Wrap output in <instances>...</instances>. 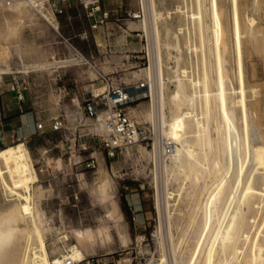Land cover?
<instances>
[{
  "label": "rangeland",
  "instance_id": "obj_1",
  "mask_svg": "<svg viewBox=\"0 0 264 264\" xmlns=\"http://www.w3.org/2000/svg\"><path fill=\"white\" fill-rule=\"evenodd\" d=\"M131 2V8L135 9L134 0ZM153 2L157 10L160 9L159 11L165 14L167 26L174 33H179L180 44L190 39L191 49L197 48L184 50L183 59L186 56V60H182V63L188 73L192 72L201 82L199 89L203 103L206 104L205 124L213 126L217 123L223 127L225 123L221 119L218 100L211 96L216 92L215 80L218 76L216 48L213 45L211 0H153ZM177 6L181 7V14H174ZM214 8L219 30L222 33L217 49L220 73L225 78L227 117L235 126L239 145L246 149L248 146V157H251L248 167L241 174V181L238 177V183L236 182L239 192L253 169L251 148L264 144V0H214ZM1 11H3V17L0 18V75L6 82L7 77L19 74L17 70H28L32 73L34 88L41 93L40 98L35 100L38 103L34 106L41 116V120L36 124H43V120L58 114L54 108L55 104L60 101L70 102L72 89H75V83L69 77L61 85L58 82L54 83L50 72L51 68L58 65L56 62H61L59 58L56 60L54 57L57 52H60L59 34L64 33L55 31L56 19L44 13L54 26L47 24L35 12L10 13L5 9ZM235 13L240 23L241 20L245 23L246 19H253L252 30L256 33L251 34L254 36L252 38L250 33H247V29L243 30L239 45L236 43L233 31ZM19 20H22L23 24ZM20 24V27L13 28L14 25ZM127 25L129 29H141L135 22L130 21ZM179 27L182 32H179ZM159 29L161 33L160 26ZM150 42L152 44L149 46L148 43L141 42L126 51L120 52L111 48L108 52L113 57L109 59L110 61L120 63L115 65L116 70L111 75L114 83L131 90L141 82L146 83V90L139 92L143 97L130 104L133 117L140 129H147L150 132V138L146 143L126 147L115 153L113 157H109L101 146L103 132L98 122L101 111L90 113L85 108V102H81L86 116L92 120L90 143L73 145L64 142L61 144L59 137L44 134L33 140H15L0 144V149H3L22 142L29 153L37 178L31 189L32 198L37 203L43 222L49 230L45 234V244L51 257L54 255L51 252L53 246L76 244L73 236L76 230L90 233L85 258L98 256L110 262L125 259L130 264H148L156 262L162 253L165 255L166 264H174L170 243L174 244L176 256L181 259L184 255L182 252H186L185 246L187 249L188 243L191 242L190 238L196 221L200 220V202L202 204L204 201L205 194H201V190L198 189L192 196L186 197L188 183L185 186L181 185V177H177L179 182L174 175L176 171L172 173L164 169L163 164L168 165L169 160L159 159L157 153L153 154L147 146L153 142L161 143L168 137L174 141L176 148L179 147V144L165 133L162 122L158 120L159 113L153 107L162 93L157 72L159 74V69L162 68L163 75L167 78V67L172 63L165 57L163 51L161 63L150 58L154 56L158 60L155 42L153 39ZM133 43L138 41L135 40ZM146 55L150 57L147 58ZM28 59L30 64L24 63V60ZM39 59H44L51 65L41 70H33V68L24 70L25 65H32ZM59 65L61 67L64 64ZM149 68L152 73L154 72L151 80L145 74ZM103 70L105 73L111 72L108 66H104ZM89 71L91 70L87 72ZM93 74L94 77L90 78L89 74L88 77L96 80L87 83L80 79L81 85L84 89H90L92 94L95 89L104 91V85L97 79L95 72ZM241 86L244 89L243 98L239 93ZM63 87L68 90V95L58 90ZM165 89L163 92L167 94L168 87ZM79 99L81 100V97ZM239 100H242V103H235ZM165 112L168 116L167 110ZM65 114L68 117L70 112L66 111ZM166 120L168 121L169 118ZM244 132H247V136ZM83 145L86 147L85 150ZM144 149L150 154L143 151ZM219 161L221 162L220 157ZM105 180L110 181L108 190L116 202L118 217L110 215L108 202L99 194L93 192L95 199H90L89 192ZM179 188H183L179 192L184 195L178 193ZM39 191L40 197L37 195ZM167 193H171L172 196L167 197ZM157 196L160 204L159 211L156 206ZM9 199L0 187V211L10 204L7 201ZM222 210L223 208L221 212ZM190 219H194L195 223L190 224ZM157 229L162 235H160V241L154 233L158 232ZM64 236H67V240ZM204 255L205 252L201 259Z\"/></svg>",
  "mask_w": 264,
  "mask_h": 264
},
{
  "label": "bare ground",
  "instance_id": "obj_2",
  "mask_svg": "<svg viewBox=\"0 0 264 264\" xmlns=\"http://www.w3.org/2000/svg\"><path fill=\"white\" fill-rule=\"evenodd\" d=\"M143 6L147 16H145L143 25L140 23L139 27L146 33L148 46L152 44L150 40H154L158 60L154 56L148 57L161 63L163 51L165 57L172 63L171 66L167 67V78L163 75L162 68L159 69V74L157 72L162 93L153 105L155 111L159 113L158 120L160 123L162 122L165 133L179 144L173 155L169 157V164H163V166L169 172L174 173L176 171L174 175L176 178L181 177L182 182L177 178L181 185L185 186L188 183V186H186L188 188L186 191L184 190L186 197L192 196L198 189L201 190V194H205L204 201H202V204L200 202V210L198 209L201 211L200 220L196 221V226H194L190 238L191 242L188 243L187 249L185 246L186 252H182L184 255L181 256V259L176 256L174 244L170 243L171 246L169 245L172 250L171 254H173L172 263L264 264V144L251 148V166H253V169L238 192L236 182L238 177L239 180L242 177L241 174L248 167L251 157H248V146L247 150L244 146L239 145L235 126L227 117L225 78L220 73L217 49L222 33L217 22L214 0H211V21L218 76L215 80L216 92L212 93L211 96L218 100L221 119L225 123L223 127H220L217 123L208 126L204 122L206 104L203 103V97L199 89L201 82L195 78L192 72L189 74L184 63H182V60H186V56L183 59V51H189L192 47L190 39L182 45L180 44L179 33H174L167 26L168 21L164 16L165 14L159 11L160 9L157 10L153 0H144ZM2 9L10 13L29 11L20 5L5 8L0 4V18L3 17L4 10L1 11ZM180 12L181 7L177 6L174 14ZM40 14L45 17L42 11H40ZM19 22L23 24L22 20H19ZM241 23L235 13L233 31L238 45L240 36L244 33L243 30L247 29L250 36L256 34L252 30L253 19L248 18L245 23L241 20ZM21 24L14 25L13 28L20 27ZM159 26L162 30L161 33ZM181 28H178L179 32ZM196 49L195 47L194 50ZM60 63L65 64L64 61ZM60 63L56 62V64ZM49 65L51 64L38 60L32 65H27L26 68L41 70ZM104 70L106 69L104 68ZM94 72L89 71L90 78L94 77ZM153 73L149 68L145 74L151 80ZM165 87H168L167 94L163 92L166 90ZM100 90L95 89L94 94L103 91ZM239 93L243 98V86L240 87ZM235 103H242V100ZM165 110H167L168 116ZM150 118H152L151 115ZM166 118H169V120L167 121ZM98 122L103 132L102 114H100ZM246 133L245 136H247ZM143 151L148 155L150 154L145 149ZM151 152L153 154L156 152L158 158L165 161L159 153L158 143H153ZM219 157L223 163L219 161ZM232 175L235 180H233ZM36 180L29 153L22 142L0 149V187L6 197L10 198L7 200L10 204L6 205L7 207H4V210L1 209L0 213L7 214L18 225V238L12 247L0 251V264H52V262L65 264V261L68 260L72 264H79L86 257L85 252L89 247L90 233L80 232L79 230L74 231L73 236L76 244H64L63 247L53 246L51 252L54 255L51 257L45 244V234L49 230L43 222L41 211L37 203L34 202L31 193ZM108 187L109 184L106 190H100L99 195L108 202L110 215L118 217V208ZM182 190L183 188H179L177 191L181 194L179 191ZM37 195L40 197L41 192L39 191ZM171 196V193H167V197L170 198ZM166 203L169 205L168 201ZM156 206L159 211L158 196ZM221 208H223L222 212ZM196 218L198 217L196 216ZM190 220V224L195 223L194 219ZM154 233L160 241L161 234H159V230ZM64 239L67 240V236H64ZM54 247H56L55 250ZM204 252L205 255L201 259ZM148 264H166L165 255L161 253L156 262Z\"/></svg>",
  "mask_w": 264,
  "mask_h": 264
},
{
  "label": "built area",
  "instance_id": "obj_3",
  "mask_svg": "<svg viewBox=\"0 0 264 264\" xmlns=\"http://www.w3.org/2000/svg\"><path fill=\"white\" fill-rule=\"evenodd\" d=\"M132 0H0V4L5 8H12L20 5L31 12H36L47 24H50L46 17L40 14L42 11L45 15L53 18L59 16L66 17L68 10L83 12L87 20H92L89 24L90 31H98L102 26H106L112 22L123 37L121 45L118 43L110 44L108 41L112 37L111 32L105 33L106 44L102 54H108L111 48L123 46L128 48L133 41L140 44L148 43L143 29H129L127 23H142L146 16L143 6L144 0H134L136 8H131ZM67 21H70L67 18ZM144 36V39H143ZM67 45V51L62 55L66 65H85L90 67L97 74V79L104 85V91L99 94H92L85 101V108L90 112L101 111L103 134L101 136V146L103 151L109 157H113L115 153L120 152L126 147H132L136 144L146 143L149 140L150 132L147 129L141 130L138 123L133 117L130 104L135 100L142 98L140 91L146 90V83L137 84L133 90L112 81V72L116 70L115 65L111 66V72L105 73L93 63V55H86L82 49L73 44L69 39H64ZM147 56V55H146ZM148 58V56H147ZM148 60V59H146ZM3 84V77L0 75V86ZM16 85V84H15ZM148 87V86H147ZM60 93L68 95L66 87L58 89ZM19 99L21 96L18 95ZM145 97V96H144ZM64 126V120L60 116L51 119V128L53 131H59ZM36 130H42L43 124L37 123ZM158 141V140H157ZM154 143V142H153ZM152 144L148 145L151 151ZM159 153L164 160L175 152L176 144L173 140L166 137L159 143ZM86 147L83 145V150ZM88 166V165H87ZM128 262V263H127ZM52 264H57L52 262ZM65 264H72L70 260ZM79 264H130L128 260L107 261L103 257H87Z\"/></svg>",
  "mask_w": 264,
  "mask_h": 264
},
{
  "label": "crops",
  "instance_id": "obj_4",
  "mask_svg": "<svg viewBox=\"0 0 264 264\" xmlns=\"http://www.w3.org/2000/svg\"><path fill=\"white\" fill-rule=\"evenodd\" d=\"M67 18L70 21H67ZM66 17L59 16L56 18V29L66 34L60 35V52H57L55 59L59 58V61L63 60V54L67 51V45L64 39H69L73 44L78 45L82 51L88 55H93V63L102 71L104 66L111 68L112 65H117L115 61H110L113 57L109 54L103 55L104 45L106 44L105 33L111 32V43H118L121 45L123 37L119 35L116 26L113 23H109L106 26H102L98 31H90L89 24L92 20H87L84 17L83 12H77L75 10H68ZM51 26H54L50 18L47 19ZM139 43H133L132 46H137ZM123 46H119L115 49L117 51H126L128 49ZM110 51V50H109ZM118 58V57H114ZM115 59V60H116ZM40 61L46 62L44 59ZM28 60H24V63H28ZM125 62V61H123ZM120 64V63H119ZM118 64V65H119ZM123 64V63H121ZM27 65L24 66V70H27ZM51 68L50 72L53 77V82H58L59 85L63 84L64 80L68 77L75 83V89H72L70 102L63 101L54 105L55 110L58 112L56 116L62 117L64 120V126L59 131H53L51 128V119L56 117H49L43 120L42 130H36V122L41 120L35 100L39 99L40 91H36L33 83V76L30 71H19V74L11 75L7 77L6 82L3 79V84L0 86V144L10 143L18 140L36 139L44 134H52L60 138V143L64 142L76 145L90 143L92 139L91 119L85 114V110L81 102H85L90 94V89H84L80 83V79L86 81H93L96 79H89L88 70L94 71L85 65H55ZM30 70V69H29ZM85 82V83H86ZM16 84V85H15ZM92 87V85H90ZM89 88V87H88ZM71 91V90H70ZM18 95L21 96L19 99ZM83 96V98H82ZM81 97V100L79 99ZM76 101V102H75ZM66 111L70 112V115L65 114Z\"/></svg>",
  "mask_w": 264,
  "mask_h": 264
},
{
  "label": "clouds",
  "instance_id": "obj_5",
  "mask_svg": "<svg viewBox=\"0 0 264 264\" xmlns=\"http://www.w3.org/2000/svg\"><path fill=\"white\" fill-rule=\"evenodd\" d=\"M110 181L105 180L102 183L96 185V187L89 192L90 199H95L93 192L99 194L101 189H107V185ZM18 225L13 222L12 218L7 214L0 213V251H4L12 247L17 238Z\"/></svg>",
  "mask_w": 264,
  "mask_h": 264
}]
</instances>
